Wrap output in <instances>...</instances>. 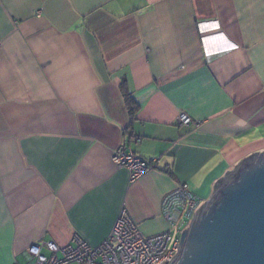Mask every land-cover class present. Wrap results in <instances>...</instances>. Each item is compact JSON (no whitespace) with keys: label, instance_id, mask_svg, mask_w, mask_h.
Masks as SVG:
<instances>
[{"label":"crops","instance_id":"1","mask_svg":"<svg viewBox=\"0 0 264 264\" xmlns=\"http://www.w3.org/2000/svg\"><path fill=\"white\" fill-rule=\"evenodd\" d=\"M120 147L155 166L131 183ZM263 150L264 0H0V264L98 247L123 210L164 233L165 195Z\"/></svg>","mask_w":264,"mask_h":264},{"label":"water","instance_id":"2","mask_svg":"<svg viewBox=\"0 0 264 264\" xmlns=\"http://www.w3.org/2000/svg\"><path fill=\"white\" fill-rule=\"evenodd\" d=\"M168 264H264V150L213 183Z\"/></svg>","mask_w":264,"mask_h":264},{"label":"built area","instance_id":"3","mask_svg":"<svg viewBox=\"0 0 264 264\" xmlns=\"http://www.w3.org/2000/svg\"><path fill=\"white\" fill-rule=\"evenodd\" d=\"M206 25L200 24L203 29ZM182 125L190 120L182 115ZM112 162L126 169L130 182L135 183L155 166L120 147L112 154ZM203 202L187 185H180L164 196L161 214L168 229L154 237H145L136 223L123 210L107 239L98 247H90L75 238L71 244L59 247L53 242L40 241L32 244L26 252L27 264H163L175 256L181 234L191 224L193 214ZM174 233V238L172 234Z\"/></svg>","mask_w":264,"mask_h":264},{"label":"trees","instance_id":"4","mask_svg":"<svg viewBox=\"0 0 264 264\" xmlns=\"http://www.w3.org/2000/svg\"><path fill=\"white\" fill-rule=\"evenodd\" d=\"M119 88H120L121 94L123 96L125 107L128 111V114H129L130 118L133 119L135 114L140 109V105L135 101V99L128 92L127 87H126V82L124 80L121 82ZM220 182L217 184V186L220 185Z\"/></svg>","mask_w":264,"mask_h":264},{"label":"rangeland","instance_id":"5","mask_svg":"<svg viewBox=\"0 0 264 264\" xmlns=\"http://www.w3.org/2000/svg\"><path fill=\"white\" fill-rule=\"evenodd\" d=\"M171 234H172V237L174 238V237H175V236H174V233H171ZM30 246H31V245H30ZM30 246H29V247H30ZM29 247H27V249H26V250H28V249H29Z\"/></svg>","mask_w":264,"mask_h":264},{"label":"bare ground","instance_id":"6","mask_svg":"<svg viewBox=\"0 0 264 264\" xmlns=\"http://www.w3.org/2000/svg\"><path fill=\"white\" fill-rule=\"evenodd\" d=\"M26 255H27V257H28V260H29V256H28V253L26 252Z\"/></svg>","mask_w":264,"mask_h":264},{"label":"clouds","instance_id":"7","mask_svg":"<svg viewBox=\"0 0 264 264\" xmlns=\"http://www.w3.org/2000/svg\"><path fill=\"white\" fill-rule=\"evenodd\" d=\"M233 48V47H232Z\"/></svg>","mask_w":264,"mask_h":264}]
</instances>
